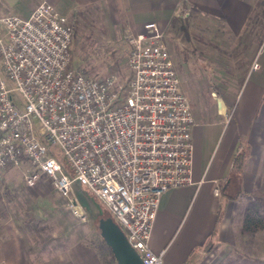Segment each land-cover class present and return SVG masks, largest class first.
Here are the masks:
<instances>
[{
    "label": "built area",
    "instance_id": "2783aa9c",
    "mask_svg": "<svg viewBox=\"0 0 264 264\" xmlns=\"http://www.w3.org/2000/svg\"><path fill=\"white\" fill-rule=\"evenodd\" d=\"M72 35L67 16L45 0L27 16H0V172L29 166L26 185L45 176L84 219L74 193L81 184L143 264H162L164 251L150 247L161 196L192 182L189 99L156 21L127 37L123 85L75 68Z\"/></svg>",
    "mask_w": 264,
    "mask_h": 264
},
{
    "label": "crops",
    "instance_id": "0c3cea01",
    "mask_svg": "<svg viewBox=\"0 0 264 264\" xmlns=\"http://www.w3.org/2000/svg\"><path fill=\"white\" fill-rule=\"evenodd\" d=\"M41 1L0 0V15L27 16ZM45 1L68 15L96 13L118 32H139L148 21L161 27L195 24L185 32L186 58L175 69L194 117L192 182L162 194L150 247L164 251L162 264H216L229 253L243 263L264 264V229L252 234L241 230L246 203L253 195L264 196V29H247L256 20L255 8L263 5L260 0ZM254 58L256 69L251 68ZM210 62L217 72L213 76L205 73ZM238 154L240 163L234 161ZM74 189L80 205L92 214V206L87 209L80 198L91 205L82 193L86 188L75 183ZM4 229L1 264H103L96 244L85 239L89 229L69 232L61 247L42 256L32 250L20 226ZM112 264H117L114 257Z\"/></svg>",
    "mask_w": 264,
    "mask_h": 264
},
{
    "label": "rangeland",
    "instance_id": "374dc122",
    "mask_svg": "<svg viewBox=\"0 0 264 264\" xmlns=\"http://www.w3.org/2000/svg\"><path fill=\"white\" fill-rule=\"evenodd\" d=\"M260 2L261 5L263 4L261 7H263L264 0H260ZM255 9L253 16L256 15V20L249 23L251 25H248L247 29L252 31L257 27L256 29L263 30L264 12L259 13V6ZM261 11H264V9ZM65 15L73 28L70 50L72 65L89 76H111L119 85H123L130 75L127 65L129 49L127 37L135 33L118 32L116 31V25L107 23L101 16L93 12L81 10L76 12L75 15ZM189 26L196 28L195 24L188 22L185 24L184 22H176L168 27H161L158 24L175 69L186 58L182 54L184 45H188L184 39L186 32L184 28L189 31ZM205 67L207 75L217 74L213 70L214 65L212 62ZM225 71L224 75L230 76V70ZM13 94L19 100L18 93L14 92ZM221 108H223L222 105ZM30 170L29 166H21L10 168L0 174V241L6 234V229H4L6 225L20 226L30 242L32 250L40 251L42 256L56 247H61V242L66 238L64 235L69 232L73 233L76 228H84L86 232L89 229V234L85 238L86 241L95 243L98 250H105L104 242L102 239L100 241L98 220L100 217H111V214L101 202L89 191H83L82 193L89 198L93 211L92 214H89L82 207L86 214V217L82 219L73 213L68 206V198H63L55 191L50 180L41 178L34 186L26 185L24 174ZM74 193H77L76 189H74ZM97 205L101 206L100 214ZM227 257L230 259V253ZM226 261L225 255L216 264L225 263Z\"/></svg>",
    "mask_w": 264,
    "mask_h": 264
},
{
    "label": "trees",
    "instance_id": "16d2710c",
    "mask_svg": "<svg viewBox=\"0 0 264 264\" xmlns=\"http://www.w3.org/2000/svg\"><path fill=\"white\" fill-rule=\"evenodd\" d=\"M263 3V2H262ZM260 12L264 9L259 7ZM186 29L187 32V28ZM73 38V35H72ZM85 73L84 71H82ZM86 74V73H85ZM234 161L237 163L241 162V154L235 156ZM83 205L89 209L91 205L87 202L83 196L80 195ZM90 210V209H89ZM264 229V196L253 195L252 198L246 203L242 210L241 216V230L244 234H252L257 230ZM100 259L103 264H112L113 254L110 248L105 245V250L99 249ZM108 257V258H107ZM228 258V257H227ZM221 264H258L257 260H248L243 263L239 255L231 256L225 263Z\"/></svg>",
    "mask_w": 264,
    "mask_h": 264
},
{
    "label": "water",
    "instance_id": "95a60500",
    "mask_svg": "<svg viewBox=\"0 0 264 264\" xmlns=\"http://www.w3.org/2000/svg\"><path fill=\"white\" fill-rule=\"evenodd\" d=\"M98 228L117 264H143L139 253L128 243L123 230L112 217H100Z\"/></svg>",
    "mask_w": 264,
    "mask_h": 264
}]
</instances>
